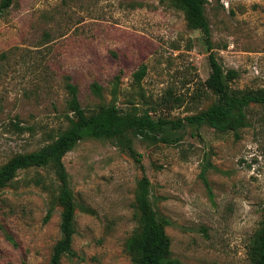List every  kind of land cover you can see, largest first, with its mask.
Here are the masks:
<instances>
[{"label": "rangeland", "instance_id": "rangeland-1", "mask_svg": "<svg viewBox=\"0 0 264 264\" xmlns=\"http://www.w3.org/2000/svg\"><path fill=\"white\" fill-rule=\"evenodd\" d=\"M205 14L208 47L165 0H15L0 14V166L66 128L65 76L86 112L101 103L92 83L106 103L117 83L118 106L166 120L215 100L204 86L211 53L224 72L236 71L232 90L264 88V0H207ZM177 136L176 144L133 139L140 164L105 140L81 141L63 157L77 209L75 255L61 264H132L124 242L143 173L154 209L170 222L171 258L250 264L264 207V106L250 105L236 134L186 125L169 137ZM207 161L210 194L200 177ZM55 190L50 170L31 168L0 192V264H48L59 238L60 208L44 222Z\"/></svg>", "mask_w": 264, "mask_h": 264}, {"label": "trees", "instance_id": "trees-1", "mask_svg": "<svg viewBox=\"0 0 264 264\" xmlns=\"http://www.w3.org/2000/svg\"><path fill=\"white\" fill-rule=\"evenodd\" d=\"M15 0H1L0 14L8 9ZM182 11L188 27L198 30L205 45H210V26L205 14L207 0H165ZM209 77L204 82L206 89L212 92L215 100L197 114L176 120L154 118L151 110L139 111L117 104V86L111 90V100H102L103 89L98 83L90 85L91 92L101 103L91 112L82 108L78 89L65 76L64 88L67 91L65 119L67 126L58 132L51 142L28 153H18L0 166V192L9 186L21 170L47 168L56 181V190L49 196V207L44 218L47 222L56 208H60L59 238L52 246L48 264H61L64 257L74 256L73 240L76 233V202L70 187V178L63 164V157L72 151L79 142L89 139L105 140L122 147L136 163L140 164V155L133 147V139L144 142H162L176 144L181 136L170 138L173 132L183 130L186 125L199 128L203 125L220 133L236 134L247 125V109L250 105L264 106V88L232 90L229 82L237 76L236 71L224 72L215 56H208ZM146 73L142 65L133 75L139 83ZM119 74L115 79L118 80ZM209 161L203 166L200 177L209 194L206 172ZM140 167H142L140 165ZM150 181L143 173L136 183L133 200L135 228L124 242V251L132 264H186L171 258L170 240L165 228L169 220L158 214L151 202ZM87 212V210H84ZM250 264H264V207L258 229L247 246ZM22 264H26L22 262Z\"/></svg>", "mask_w": 264, "mask_h": 264}]
</instances>
